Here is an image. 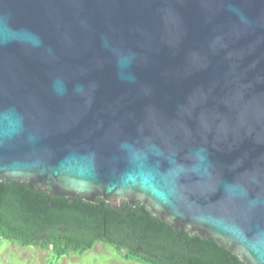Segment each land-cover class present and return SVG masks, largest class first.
<instances>
[{
    "label": "water",
    "instance_id": "obj_1",
    "mask_svg": "<svg viewBox=\"0 0 264 264\" xmlns=\"http://www.w3.org/2000/svg\"><path fill=\"white\" fill-rule=\"evenodd\" d=\"M0 179L264 264V0H0Z\"/></svg>",
    "mask_w": 264,
    "mask_h": 264
},
{
    "label": "trees",
    "instance_id": "obj_2",
    "mask_svg": "<svg viewBox=\"0 0 264 264\" xmlns=\"http://www.w3.org/2000/svg\"><path fill=\"white\" fill-rule=\"evenodd\" d=\"M0 240L40 245L56 258L100 240L147 264H247L214 237L176 229L141 202L85 201L32 189L18 179H0Z\"/></svg>",
    "mask_w": 264,
    "mask_h": 264
},
{
    "label": "rangeland",
    "instance_id": "obj_3",
    "mask_svg": "<svg viewBox=\"0 0 264 264\" xmlns=\"http://www.w3.org/2000/svg\"><path fill=\"white\" fill-rule=\"evenodd\" d=\"M0 264H147L138 259H125L112 244L102 241L84 251H70L61 258L40 245L21 246L17 242L0 240Z\"/></svg>",
    "mask_w": 264,
    "mask_h": 264
},
{
    "label": "flooded vegetation",
    "instance_id": "obj_4",
    "mask_svg": "<svg viewBox=\"0 0 264 264\" xmlns=\"http://www.w3.org/2000/svg\"><path fill=\"white\" fill-rule=\"evenodd\" d=\"M62 229V228H61ZM63 230H66V228H63ZM100 241V240H99ZM98 242V241H97ZM103 242V241H102ZM103 243H105V242H103ZM106 244H108V243H106ZM93 247V246H92ZM125 257V256H124ZM125 259H127V260H129L128 258H126L125 257ZM133 259V258H132Z\"/></svg>",
    "mask_w": 264,
    "mask_h": 264
}]
</instances>
